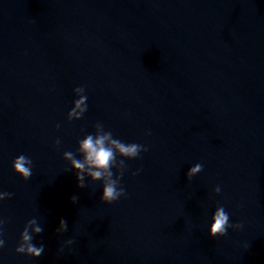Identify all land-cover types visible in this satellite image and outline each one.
<instances>
[{"label": "water", "instance_id": "95a60500", "mask_svg": "<svg viewBox=\"0 0 264 264\" xmlns=\"http://www.w3.org/2000/svg\"><path fill=\"white\" fill-rule=\"evenodd\" d=\"M78 85L88 111L68 121ZM96 121L148 148L111 204L62 156ZM0 190L2 264H264V0H0ZM217 204L244 227L211 237ZM33 216L40 257L15 251Z\"/></svg>", "mask_w": 264, "mask_h": 264}, {"label": "clouds", "instance_id": "9594fccd", "mask_svg": "<svg viewBox=\"0 0 264 264\" xmlns=\"http://www.w3.org/2000/svg\"><path fill=\"white\" fill-rule=\"evenodd\" d=\"M74 98L72 106L67 111V120H81L84 114L88 111V96L83 85H78L73 88ZM57 123L56 127L60 128ZM93 131L85 132L83 129L82 135L77 138V147L75 151L65 150L62 153L63 159L68 162L66 170L75 172L77 187L85 188L89 181L99 182L101 185L100 200L111 204L119 200L121 197H126L127 192L123 186L122 178L128 170L126 160L138 159L142 152L148 151L146 145L138 142H126L117 136H114L110 129H106L101 121H96L93 124ZM146 135L151 132L146 131ZM54 145H61V138L56 137ZM12 167L15 172L20 174L25 180L32 176L33 160L31 157L21 153L13 158ZM203 170V164L195 162L187 170V177L191 179ZM141 169L137 168L132 172V175H137ZM215 193L221 192V186L217 184L214 188ZM13 193L0 190V202L7 198H11ZM79 197L76 194L71 196L73 203L78 201ZM7 223L5 217L0 216V250L5 248L4 226ZM242 222H233L230 219V214L226 211L223 204H217L212 211L208 233L211 237H225L229 229H242ZM44 231L43 226L38 219L33 216L28 219L22 230L20 231L19 240L16 243L15 251L31 257H40L45 250L43 242L37 244L34 242L36 235ZM68 231V222L61 217L55 232L63 234ZM74 244V238L69 237L61 243L58 254L64 252L65 248ZM247 248L249 245H243ZM69 250L70 247H69ZM2 264V261H0Z\"/></svg>", "mask_w": 264, "mask_h": 264}]
</instances>
